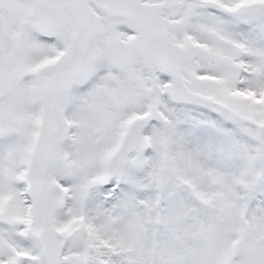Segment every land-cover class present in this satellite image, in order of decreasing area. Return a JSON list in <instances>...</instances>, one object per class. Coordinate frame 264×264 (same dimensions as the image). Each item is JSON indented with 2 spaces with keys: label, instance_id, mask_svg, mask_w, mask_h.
<instances>
[{
  "label": "snow or ice",
  "instance_id": "1",
  "mask_svg": "<svg viewBox=\"0 0 264 264\" xmlns=\"http://www.w3.org/2000/svg\"><path fill=\"white\" fill-rule=\"evenodd\" d=\"M0 264H264V0H0Z\"/></svg>",
  "mask_w": 264,
  "mask_h": 264
}]
</instances>
